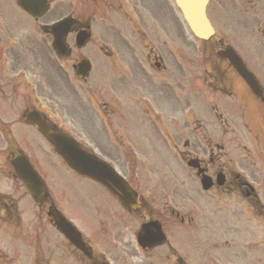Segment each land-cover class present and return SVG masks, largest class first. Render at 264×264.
Returning a JSON list of instances; mask_svg holds the SVG:
<instances>
[{
    "label": "flooded vegetation",
    "instance_id": "obj_1",
    "mask_svg": "<svg viewBox=\"0 0 264 264\" xmlns=\"http://www.w3.org/2000/svg\"><path fill=\"white\" fill-rule=\"evenodd\" d=\"M51 1V0H50ZM91 2V6H102L105 7L107 11L111 12L114 10L116 4L124 5L125 0H87ZM127 2L137 4L138 0H126ZM156 2L157 0H152ZM53 10H56L59 13L58 16H66L62 15V13H66L67 7L64 5L57 4ZM52 10V11H53ZM68 16V15H67ZM70 16V15H69ZM97 15H91L89 19L91 22L96 23ZM77 20L83 21V15L78 14L75 15ZM82 32L80 28L74 27L72 34H70L69 42L72 44V48L69 47L68 41V53L63 57L57 56L56 64L59 68L58 72V81L63 82L65 75H66V67H69L71 71L75 74L82 72L83 70V63L85 58V49L86 45L88 44L89 40L84 41L83 43L79 44L76 41V34ZM15 32H11L7 36H5L4 43L5 47L0 46L1 55L4 54L8 60L10 61L11 67L14 65H20L26 63L24 56L20 53L19 47H23L22 52L26 54L27 51L32 52L30 48L25 45L27 38H21ZM46 44L45 41L42 42ZM63 58V59H62ZM154 60H159L158 57H153ZM29 74H32V69L30 67L25 68ZM82 78V77H81ZM80 79V78H79ZM84 79V78H83ZM0 80H3V75H0ZM81 80V79H80ZM83 81V80H82ZM11 87H13L12 91H16V87L14 86L13 81L10 83ZM29 85L26 83L23 88H27ZM5 98L3 94L2 87H0V108L4 109L5 114L0 115L1 118L3 117H11L13 121L7 123L6 129L4 128V124L0 121L1 128L0 133H4L5 130L10 132V129L15 124H20V132L25 133L26 135L33 134V140L35 133L38 132L37 127L34 124L28 123L29 115L39 113L54 131L61 132L63 130H70L72 129H87V130H96L99 127L93 122V119L89 116L90 109L98 111V107L96 106V110L94 109V101L93 100H84L83 98H75L72 101H66L68 98H48L47 100L48 105L43 106V104L37 99L32 98ZM46 99V98H43ZM144 98H139L133 102L131 107V114L138 118L139 128H143L144 121L143 119L147 116L152 117L156 112L155 109L161 108L160 98H150L149 105H145L143 103ZM50 108H54V111L50 110ZM190 101L189 98L185 100V109L181 110V112H190ZM105 111L108 112L107 108L105 107ZM53 117H58L59 122H56ZM18 118L17 120H14ZM186 123H188L186 121ZM102 128V127H100ZM187 143H185V146ZM36 151H44V149L36 143L35 145ZM213 147V149H212ZM224 151V145L218 143H212L210 139L205 140L204 147L202 148V152L207 154L206 160L200 161V168L202 169L203 173L209 178V190L206 194L210 197L218 196L219 198H223L225 196L231 197L233 194H237L239 198L242 199L240 205L242 206L245 204L250 209H246V213L241 211L243 215L249 214L250 218H246L247 221H253L254 223L260 225L264 229V206L261 204L259 198L257 197L256 193L249 190L247 184L244 181V178L240 176L237 171L236 167H240L242 173H246L252 180H257L258 176H262L263 173L261 171V166L259 163L253 159L249 152H246L245 156L239 155L237 157L236 164L237 166H231L230 160L227 159V153ZM216 151L217 153H214ZM261 152V151H259ZM4 152L0 150V175H2V165L4 159L2 156ZM261 159H264L263 154L260 156ZM12 156H9L5 161H11ZM264 171V169H263ZM198 172V169H197ZM7 177V176H6ZM262 197L264 200V191H262ZM4 201L6 202L4 204ZM12 202V203H11ZM9 204V205H6ZM231 204H226L229 206ZM46 205H41L39 208L40 212L46 213L47 209L45 210ZM48 208V207H47ZM0 219L1 220H9L12 219L14 214H16V219L18 220V213L17 208L15 209L13 198L9 195L0 194ZM243 224V223H242ZM145 264H168V260L161 261L158 259H150Z\"/></svg>",
    "mask_w": 264,
    "mask_h": 264
},
{
    "label": "rangeland",
    "instance_id": "obj_2",
    "mask_svg": "<svg viewBox=\"0 0 264 264\" xmlns=\"http://www.w3.org/2000/svg\"><path fill=\"white\" fill-rule=\"evenodd\" d=\"M212 9L214 11L218 10V7H217L216 3H213ZM256 10L259 11V12H262L263 11V7L261 5L259 7H254L253 11H256ZM252 14L255 15V14H258V13L257 12L256 13L252 12ZM247 15L248 14H246L245 17H247ZM249 20H251L250 17H249ZM19 21L23 25H27L28 24V21L22 16H20ZM250 22H254V24L253 23H251V24H252V29L255 30V31L256 30H260V27L264 26L263 22H255V21H250ZM216 23L219 24V25L226 23L227 27H229V28L236 27V24H235L234 20H227L226 21V20L222 19L221 21L220 20L219 21L218 20L215 21V24ZM223 36L226 39L225 33H223ZM227 39L229 41H231L232 43H235V41L233 39H229L228 37H227ZM246 40H249V39H246ZM239 42H240L239 50L241 52H243L242 49H245L247 52H251L244 44L245 43V39L242 38ZM250 46L252 48H254V49L258 48L260 52H264L263 51L264 50V48H263L264 47V38L262 39V37L261 36L259 37L257 34L254 35L253 42H252V44ZM244 61H245V59H244ZM248 64L256 72V74L258 76H262L263 75V69H262L261 66H259L258 71H257L256 69H254L251 66L250 62ZM118 71H121V68L119 66H117V65L113 66V67H107V69H105V70L104 69H99L98 72L92 77V81L98 86H102V87L106 86V85H108L109 83H111L113 81V76ZM126 79H128V77H126ZM262 86H263V89H264V84H262ZM130 88H131V82L128 83V86L125 89H122L120 91V95H127L128 91L130 90ZM135 137L139 138V137H142V135L141 134H137V135H135ZM141 147L145 151V154H146V157H147V159L145 161V164L152 166L157 172V178L156 179H169L170 178V174H169L168 170L173 165V156H172L170 150L167 149L164 145L155 144L153 142L152 138L150 139V141H146V140L142 141ZM54 170H55V167L52 169V171H51L52 175L50 177H52L53 179H56V180H52L50 185L55 191H57L60 194H63L65 192V190L61 187V186H63V184H62L63 181H61L62 183H60L58 177L57 178L53 177ZM73 181H74V178L70 177L69 175L66 176V179L64 178V182L68 186L72 185ZM66 191H67V189H66ZM97 193H98L97 191H95V190H93V189H91L89 187L83 188L82 185L77 187L76 190H75V194L76 195L78 194L81 197H83L84 195L93 196V195H96ZM180 212H181V214H190L191 211H190L189 208H182L180 210ZM207 226H208V229H209V231L211 233H215L214 237L216 238V240L215 239L214 240H215L216 243L220 241V243L229 244L231 246V243L234 244L235 242L238 241L237 236L232 235V236H229L228 238H223V237L220 236V234H219V232H218V230L216 228H214V227H212V226H210L208 224H207ZM177 245H178V247L180 249H182L185 252H187L188 255H196V253L194 251L189 250V248H188V246H186V244L178 242ZM248 248H249L250 251H252V247H248ZM244 254L250 255V252H246ZM252 261H253V259H252Z\"/></svg>",
    "mask_w": 264,
    "mask_h": 264
},
{
    "label": "water",
    "instance_id": "obj_3",
    "mask_svg": "<svg viewBox=\"0 0 264 264\" xmlns=\"http://www.w3.org/2000/svg\"><path fill=\"white\" fill-rule=\"evenodd\" d=\"M201 14H202V11H201ZM67 157H68V155H66ZM66 156H64L65 158H67ZM70 158V160L72 161V163H74L75 165H76V159L74 158V157H72V156H70L69 157ZM77 166V165H76ZM78 167V166H77Z\"/></svg>",
    "mask_w": 264,
    "mask_h": 264
}]
</instances>
